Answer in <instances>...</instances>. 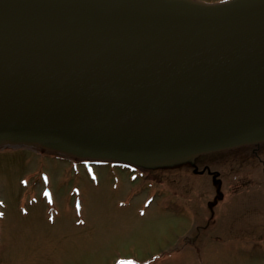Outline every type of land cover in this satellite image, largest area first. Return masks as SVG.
<instances>
[{
	"label": "water",
	"instance_id": "obj_1",
	"mask_svg": "<svg viewBox=\"0 0 264 264\" xmlns=\"http://www.w3.org/2000/svg\"><path fill=\"white\" fill-rule=\"evenodd\" d=\"M264 136V0H0V141L165 161Z\"/></svg>",
	"mask_w": 264,
	"mask_h": 264
},
{
	"label": "rangeland",
	"instance_id": "obj_2",
	"mask_svg": "<svg viewBox=\"0 0 264 264\" xmlns=\"http://www.w3.org/2000/svg\"><path fill=\"white\" fill-rule=\"evenodd\" d=\"M252 152L140 169L0 150V264H264Z\"/></svg>",
	"mask_w": 264,
	"mask_h": 264
}]
</instances>
